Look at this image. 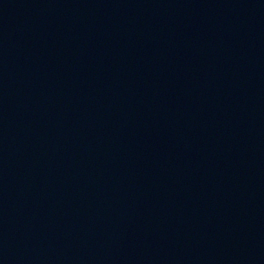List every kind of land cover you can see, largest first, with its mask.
<instances>
[{
  "label": "water",
  "instance_id": "1",
  "mask_svg": "<svg viewBox=\"0 0 264 264\" xmlns=\"http://www.w3.org/2000/svg\"><path fill=\"white\" fill-rule=\"evenodd\" d=\"M0 264H264V0H0Z\"/></svg>",
  "mask_w": 264,
  "mask_h": 264
}]
</instances>
